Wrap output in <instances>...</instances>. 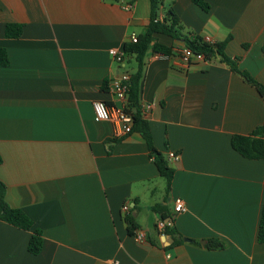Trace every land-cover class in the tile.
Instances as JSON below:
<instances>
[{
    "label": "crops",
    "instance_id": "1",
    "mask_svg": "<svg viewBox=\"0 0 264 264\" xmlns=\"http://www.w3.org/2000/svg\"><path fill=\"white\" fill-rule=\"evenodd\" d=\"M203 1L207 9L161 0L159 18L171 9L181 34L225 41L223 52L264 86V0ZM149 11V0H0L8 56L0 66V181L6 203L33 222L25 230L0 221V264H264V158L242 157L230 143L264 123V98L218 55L183 66V41L154 33L143 58L140 116L172 169L169 187L140 132L93 119L92 101L123 104L110 83L137 63L125 52L118 64L108 49L143 34ZM6 23L21 24L20 35L6 37ZM153 43L172 53L155 57ZM176 197L185 205L178 214ZM152 206L173 218L164 236ZM34 228L42 236L36 254L27 250ZM136 229L145 232L141 242ZM209 238L224 247L207 249Z\"/></svg>",
    "mask_w": 264,
    "mask_h": 264
},
{
    "label": "trees",
    "instance_id": "2",
    "mask_svg": "<svg viewBox=\"0 0 264 264\" xmlns=\"http://www.w3.org/2000/svg\"><path fill=\"white\" fill-rule=\"evenodd\" d=\"M203 9L208 8V4L203 0H193ZM150 11L149 20L146 26V30L143 34L137 36L135 43L125 44L123 51L129 54H133L137 63L135 72L131 73L127 81L126 91V109L131 118V129L140 132L144 138L148 150L153 157V161L160 173L166 180V187H169V183L172 177V169L168 166L167 161L164 159L161 153L154 151L152 145L151 134L148 128L147 121L140 116V108L138 104V92H139V80L141 77L143 58L146 51L149 48L150 41L154 33H161L170 36L172 39L183 41L184 45L191 48L193 51L201 52L206 58L210 59L214 55H218L222 62L229 66V68L239 73L246 81L251 83L264 98V86L250 76L246 71L241 70L236 65V58H230L223 52V46L225 41L217 43L214 46L201 41L199 38H189L183 35L178 30L179 24L178 16L171 10L167 9L163 17L159 18L161 0H149ZM22 31V25L19 23H6L4 27V35L6 37H17ZM153 52H159L163 54H171L172 48L169 46L161 45L159 43H153L151 45ZM8 63V56L6 50L0 47V66ZM264 123L254 129L250 134L241 135L234 134L231 136V146L242 157L248 159H262L264 158ZM2 158L0 156V162ZM5 185L0 181V221L10 223L18 228L30 230L33 226L32 220L19 208L9 206L4 200ZM152 210L159 212L160 219H166L169 215L162 213L161 206H152ZM128 230L134 229V224L129 216L124 217ZM171 236H175L173 228L168 230ZM177 240H181L177 237ZM257 241L264 243V201L262 203L258 229H257ZM198 244V241H193ZM224 242L218 238H209L204 245L207 249H222ZM42 247V236L40 230L34 228L27 243V250L30 253L36 254Z\"/></svg>",
    "mask_w": 264,
    "mask_h": 264
},
{
    "label": "built area",
    "instance_id": "3",
    "mask_svg": "<svg viewBox=\"0 0 264 264\" xmlns=\"http://www.w3.org/2000/svg\"><path fill=\"white\" fill-rule=\"evenodd\" d=\"M127 7H131V4L126 5ZM130 41L135 43L137 41L136 35H131ZM204 42L210 41L209 37H203ZM178 56L181 60L183 66H188L192 61L196 62H206L209 59L205 57V55L201 52L193 51L186 45L177 49ZM108 53L112 57V59L117 62L118 64H122L125 61V52L123 49H119L116 47H110L108 49ZM154 56L164 57L167 58L168 54H163L159 52H155ZM129 74L127 72H123L118 74L110 83V90L111 92L123 102L121 106H111L109 107L104 101L102 100H94L92 101V111H93V119L95 121H114L121 124L122 130L127 133L131 129V118L130 115L125 112V104H126V91H127V81L129 79ZM167 157L170 160L178 159L179 155L169 151L167 153ZM122 210H128V205L124 204L122 206ZM185 210V205L180 197H176L173 201V211L175 214H178ZM172 217L166 219H158L156 222V227L159 229L162 236L165 235V231L168 227L172 226ZM132 237L135 241L141 242L145 239V232L142 230H134L132 232Z\"/></svg>",
    "mask_w": 264,
    "mask_h": 264
},
{
    "label": "water",
    "instance_id": "4",
    "mask_svg": "<svg viewBox=\"0 0 264 264\" xmlns=\"http://www.w3.org/2000/svg\"><path fill=\"white\" fill-rule=\"evenodd\" d=\"M201 243H204V241H201Z\"/></svg>",
    "mask_w": 264,
    "mask_h": 264
}]
</instances>
